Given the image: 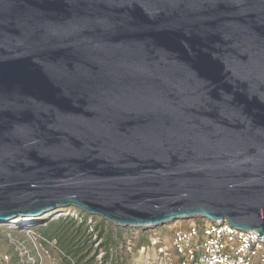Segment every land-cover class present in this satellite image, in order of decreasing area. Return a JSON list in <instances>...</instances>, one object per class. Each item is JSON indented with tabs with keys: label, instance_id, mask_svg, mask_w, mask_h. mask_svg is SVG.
<instances>
[{
	"label": "water",
	"instance_id": "95a60500",
	"mask_svg": "<svg viewBox=\"0 0 264 264\" xmlns=\"http://www.w3.org/2000/svg\"><path fill=\"white\" fill-rule=\"evenodd\" d=\"M71 208L264 240V0H0V224Z\"/></svg>",
	"mask_w": 264,
	"mask_h": 264
},
{
	"label": "built area",
	"instance_id": "2783aa9c",
	"mask_svg": "<svg viewBox=\"0 0 264 264\" xmlns=\"http://www.w3.org/2000/svg\"><path fill=\"white\" fill-rule=\"evenodd\" d=\"M65 213L77 218L74 212ZM191 221H194L192 225L182 228L174 227L175 224L167 231H161L164 226L160 230L142 231L148 234L146 242L138 247L139 257L131 259L129 264H264V240L254 235L255 232L234 229L227 220ZM13 227L9 228L15 230ZM32 227L24 229L31 233ZM25 253H17L18 264L28 263L23 259ZM143 256L146 257L140 263L139 258ZM11 259L10 254L0 253V264H11Z\"/></svg>",
	"mask_w": 264,
	"mask_h": 264
},
{
	"label": "trees",
	"instance_id": "16d2710c",
	"mask_svg": "<svg viewBox=\"0 0 264 264\" xmlns=\"http://www.w3.org/2000/svg\"><path fill=\"white\" fill-rule=\"evenodd\" d=\"M68 211L76 213L77 218L74 216H58L57 219L50 220L43 224H36L34 227V233L43 241L47 242L46 246H50V243L54 242L56 250L60 253L62 264H92L90 256L88 254L89 248L85 244L90 240L86 237L88 224L90 220H94V217H89L83 212L71 208ZM49 217V216H48ZM40 219L39 222L44 221L46 218ZM96 221L95 229L101 227V231H106L107 227L111 228L110 233L106 232L105 235V246L107 248L106 255L102 260L103 264H125L129 263L131 259L133 246H137L135 240L139 242H146L147 233L141 228H120L113 226L112 224L105 222L99 218ZM115 227V228H114ZM112 228L115 234H111ZM151 230H160V227L150 228ZM135 231V234H132ZM161 231H164L162 229ZM103 232L99 236L103 235ZM134 241V242H133ZM120 243V244H119ZM114 252V253H113ZM12 257V256H11ZM13 262L11 264H18ZM127 260V261H126ZM31 264V263H26Z\"/></svg>",
	"mask_w": 264,
	"mask_h": 264
},
{
	"label": "rangeland",
	"instance_id": "374dc122",
	"mask_svg": "<svg viewBox=\"0 0 264 264\" xmlns=\"http://www.w3.org/2000/svg\"><path fill=\"white\" fill-rule=\"evenodd\" d=\"M68 211V210H66ZM59 216H71L68 215V213H60ZM92 217V216H89ZM41 218V217H40ZM42 219V218H41ZM57 219V216L50 219ZM49 220V221H50ZM98 219L94 218L93 221L87 222L88 224V229H87V235L86 237L90 239L85 246L89 248V256L92 264H103L102 260L106 255V246L105 244V233L108 232L110 233L111 228L107 227L106 231H101L100 229L97 228L95 229V224ZM194 221L187 220V221H179L176 222H170L169 224L165 225L163 228L160 227V229H164V231H167L168 228L173 227H178L182 228L186 224L192 225ZM45 220L42 222H37V224H45ZM180 225V226H178ZM36 226L33 225L31 228L32 232L27 233L26 229L20 228L19 230H13L7 226V224H0V253H8L12 256L13 262H17V253L19 251L26 252L24 255L25 258H23L25 261L31 263V264H62V259L60 253L55 249V243L52 242L50 243V246H46L47 242L43 241L42 238L40 239L34 232V227ZM114 226V225H113ZM115 228V227H114ZM111 234H115L114 229L112 228ZM149 231V230H148ZM103 232L102 236H99V234ZM132 234H135V231H133ZM134 242V241H133ZM135 243L138 245L137 247L133 248L132 250V255L131 259H137L139 255L137 254L138 247L142 242H139L138 239L135 240ZM120 244V243H119ZM114 253V252H113ZM152 253V252H151ZM146 256H143L139 258L140 263L143 261V259ZM131 259L129 260V263H131ZM127 261V260H126ZM128 261L126 264H129ZM108 264V263H106ZM122 264H125L123 261Z\"/></svg>",
	"mask_w": 264,
	"mask_h": 264
}]
</instances>
